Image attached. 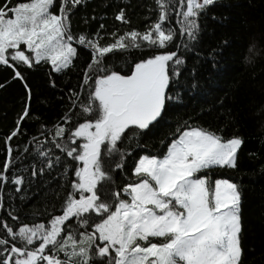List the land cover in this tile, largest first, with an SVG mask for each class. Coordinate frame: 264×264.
Returning a JSON list of instances; mask_svg holds the SVG:
<instances>
[{
    "label": "trees",
    "instance_id": "16d2710c",
    "mask_svg": "<svg viewBox=\"0 0 264 264\" xmlns=\"http://www.w3.org/2000/svg\"><path fill=\"white\" fill-rule=\"evenodd\" d=\"M4 2L0 0V5ZM21 2L26 0H11L9 7ZM60 7L68 11L70 43L76 49L68 67L57 72L50 60L35 63L24 45L20 50L32 59L31 67L10 57L8 65L0 64V174L4 177L0 179V239L8 241L0 245V260L14 257L9 251L13 245L25 247L18 236L13 239L8 234L5 225L14 233L20 227L40 224L50 229L51 221L63 215L70 196L79 199L90 195L73 187L79 183L75 172L81 162L69 157L67 151L82 145L81 140L72 143L71 132L96 119L95 80L106 74L98 68L127 75L138 62L175 52L182 63L170 69L176 74L172 75L167 92L170 99L161 117L148 129L127 130L115 148L102 145L99 163L104 178L96 185L98 202L109 204L114 211L120 200H128L123 189L141 179L134 174L139 159L163 158L185 130L203 129L225 142L239 138L242 144L236 166L212 167L203 174L211 182L224 179L237 185L239 264H264V0H214L195 17V38L183 30L186 0H81L78 4L55 0L50 11L59 15ZM121 12L124 21L116 19ZM162 13L166 15L162 28L173 33L172 42L159 48L138 38L139 46H133L127 34L136 31L142 36L152 31ZM80 36L86 38L84 45L79 43ZM121 36H125L127 47L106 54L100 65L93 64L88 41L104 47ZM85 107L93 111L85 112ZM25 109L28 115L21 119ZM60 127L65 132L57 136ZM17 129V135L11 136ZM16 179L22 183H14ZM106 216L89 212L71 217L61 226L60 238L66 240L71 235L77 242L76 251L88 248L89 264H109L114 253L100 258L95 251L100 241L95 240L89 248L87 239ZM152 242L164 240L152 238ZM40 243L36 238L26 247L35 250ZM68 243L65 251L71 252V241ZM65 251L49 245L44 255L66 261ZM85 258L75 256L70 264H83Z\"/></svg>",
    "mask_w": 264,
    "mask_h": 264
},
{
    "label": "snow or ice",
    "instance_id": "6c2138e0",
    "mask_svg": "<svg viewBox=\"0 0 264 264\" xmlns=\"http://www.w3.org/2000/svg\"><path fill=\"white\" fill-rule=\"evenodd\" d=\"M54 2L26 0L9 7L11 0H5L0 5V64L8 65L10 57L12 61L31 67L32 59L20 50L24 45L28 52L34 53L35 63L50 60L57 72L69 66L76 49L70 43L73 37L69 33L68 11L60 7V14H53L50 9ZM71 2L78 4L81 0ZM213 2L186 0L182 24L190 38H195L198 29L195 17ZM116 19L124 21L123 12ZM165 19L166 15L162 13L160 22L142 36L136 31L128 33L133 46L138 47L136 41L141 38L151 45L165 48L174 38L171 31L166 33L162 28ZM124 41L125 36H121L114 44L101 47L89 40L93 64L100 65V58L106 54L126 48ZM79 43L84 45L86 38L80 36ZM10 49L13 51L9 52ZM180 63L182 61L176 53L171 52L136 63L127 75L115 71L107 73L106 69L98 68L99 72L106 74L95 80L96 119L79 124L71 132L73 144L81 139L84 142L67 151L69 157L83 165L75 172L79 183L73 187L90 195H81L79 199L70 196L63 215L51 221L50 229L40 224L20 227L18 233H14L5 225L8 234L13 239L18 236L25 247L13 245L10 253L21 258L13 261V256L9 255L0 260V264H38L41 260L47 264H70L75 256L86 257L83 264H89L88 248L79 247L76 251L77 242L71 235L66 240L60 238L65 221L89 212L107 213L87 239L89 248L95 240L100 241L95 249L100 258L112 257L114 253L109 264H239L242 249L237 185L228 180H216L210 184L206 175H199L212 167H235L237 151L242 144L239 138L225 142L203 129L185 130L171 143L163 158L144 156L139 160L134 174L141 179L123 189L130 199L120 200L114 211L110 210L109 204L98 202L95 189L104 178L99 163L101 145L108 143L115 148L127 130L148 129L161 117L166 101L170 99L167 92L172 75L176 74L170 69ZM16 76L20 77V73L16 72ZM84 111L91 113L93 110L85 107ZM27 115L25 109L21 119ZM17 132L18 129L11 136ZM64 132L65 129L60 127L56 135L62 136ZM78 148L81 149L79 152ZM8 152L10 155L11 148ZM4 167L7 171L8 163ZM0 179H4L2 174ZM14 183L22 181L16 179ZM36 238L41 240L39 247L28 250L26 246L33 245ZM152 238H163L164 242H152ZM69 241L72 251L66 252ZM7 243L0 239V245ZM49 245L65 251L67 260L44 255Z\"/></svg>",
    "mask_w": 264,
    "mask_h": 264
},
{
    "label": "rangeland",
    "instance_id": "374dc122",
    "mask_svg": "<svg viewBox=\"0 0 264 264\" xmlns=\"http://www.w3.org/2000/svg\"><path fill=\"white\" fill-rule=\"evenodd\" d=\"M31 57H32V59H33V61H35V58H34V53H31V55H30ZM51 62V61H50ZM179 138V137H178ZM177 138V139H178ZM81 141H82V144H83V140L81 139ZM171 145V144H170ZM169 145V146H170ZM101 147H102V145H101ZM144 157V156H143ZM142 158V157H141ZM140 158V159H141ZM139 159V160H140ZM139 162V161H138ZM138 162H137V164H138ZM83 165H82V162H81V167H82ZM206 170H204L203 172H201V173H199V175L200 176H205L203 173L205 172ZM207 178H208V180H209V183L210 184H212L214 181H216V180H224V179H216V180H214L213 182H211V179H210V177L209 176H207ZM130 199V198H129ZM17 258H21V257H18V256H16L15 254H14V257H13V261L15 260V259H17ZM42 262H45V261H43V260H41V261H38V264H41Z\"/></svg>",
    "mask_w": 264,
    "mask_h": 264
}]
</instances>
